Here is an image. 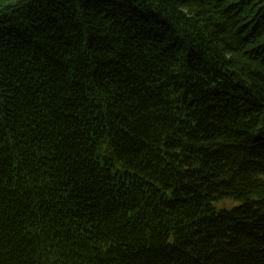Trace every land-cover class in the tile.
<instances>
[{"label": "trees", "instance_id": "16d2710c", "mask_svg": "<svg viewBox=\"0 0 264 264\" xmlns=\"http://www.w3.org/2000/svg\"><path fill=\"white\" fill-rule=\"evenodd\" d=\"M0 264H264V0H0Z\"/></svg>", "mask_w": 264, "mask_h": 264}]
</instances>
